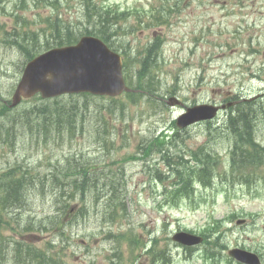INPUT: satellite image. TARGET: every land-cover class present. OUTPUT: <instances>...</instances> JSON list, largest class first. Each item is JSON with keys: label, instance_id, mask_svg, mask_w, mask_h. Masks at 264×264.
<instances>
[{"label": "rangeland", "instance_id": "374dc122", "mask_svg": "<svg viewBox=\"0 0 264 264\" xmlns=\"http://www.w3.org/2000/svg\"><path fill=\"white\" fill-rule=\"evenodd\" d=\"M21 1L3 0L0 6H5V11L10 13L14 10V4L18 5ZM25 1L27 8L26 10L19 9L20 15H13L10 18L0 12V27L1 23H5L8 30L14 26L21 28L24 26V19L29 22L32 30L44 28L43 31L38 30L37 34L39 36L38 43L42 45L41 50H45L52 46L56 40V34L51 26H46L47 23L44 21L51 15L53 8L44 6L45 0ZM59 1L62 4L60 12L63 20L71 24L77 22L79 25L83 17L81 8L83 0ZM35 2L39 3L37 7ZM151 2L161 4L162 0H151ZM181 2L183 4L180 3V11L172 14L168 25L151 27L154 28L151 30V28L144 27V22L149 20V15H143V13L150 9L155 10L154 7L149 6L148 0H93L94 4L102 8L104 5H110L123 11L127 10V17L121 20L122 34L119 33L113 40L117 47L121 44L127 45L132 56L154 38L153 34L156 36L159 33L167 40L162 55L159 57L160 68L157 70V74L160 76L159 91L154 95L143 92L138 101L133 100L130 95H126L127 98L124 100L115 99L118 101L115 103L116 113L125 112L123 116L119 115L121 119L117 124L119 127H124L125 130L117 145L118 153L114 157L120 163L114 166L117 169L113 173L117 174L120 171L127 173L129 178L128 199L133 204L142 203L140 211L142 219L149 223L148 226L152 224L153 233L156 232V236L159 237L160 241L157 242L159 251L161 252L167 247V253L170 251L172 254L169 264H204L201 249L194 250L190 254L189 251L186 252L185 249L170 241L167 243L165 238L171 239L176 230L199 231L205 229L208 223H212L213 220L223 222V227L218 229L223 245H227L228 249L241 247L260 253L264 262V181L260 179L264 177V154H262L260 168L254 166L258 164L255 163L246 165L244 170L233 169L228 154L232 144L231 140L220 132L214 131L210 135L213 142L210 143L209 148L219 151L222 160L216 165V180L213 186L198 188L192 199L196 209L188 207L190 202L183 200L179 210L177 208L168 209L169 213L166 219H164L165 213L160 212L159 214L160 209L155 207L157 201H153L148 195L150 184L142 182L148 174L137 171L139 167L145 166L144 162L130 160L123 164L126 154H131V156L139 152L141 154L143 149H139L137 146L141 141L143 142L154 133H158V130L171 134V131L167 129L172 128L173 119L178 116L181 109L169 106L165 110L160 106L161 102L157 99L166 88L177 91L176 95L184 99V103L188 105H193L195 101L202 103L212 99L220 103L229 93H239L241 96L251 97L264 92V0H181ZM138 24L143 25V28L138 26V29L131 31L132 26ZM23 36L24 34H21V37ZM46 42L49 44L47 45ZM26 55H22L17 49L3 43L0 36V95L2 99L11 98L21 77ZM133 59H137V56H133ZM133 88L138 89V86ZM137 91L130 92L136 93ZM163 95L165 102L172 96L167 95L166 92ZM99 101L105 105L110 102L109 99ZM262 102L264 103V97L259 100V103ZM65 103H68V100H62L58 106H63ZM24 106L25 104L20 108ZM89 107L90 110H93L96 105L91 102ZM20 108L15 109L12 113H5L3 116L5 123H0V170L4 171L3 177L0 178V195L3 193L9 195L4 184L12 182L14 186L11 177H17L26 171L29 173L30 176H27L26 182L34 189L32 192L29 187L23 190V198L25 202L29 200L30 204L27 206L28 211H23V214L20 212L22 214L20 218L36 214L35 221L48 226L49 230L45 234L32 235L38 240L36 244L42 246L54 238L52 232L54 224L60 225L58 224L59 217H55L58 213H49V211L53 207L64 209L65 205L59 203L62 195L61 190L55 189L53 194L51 188L55 184H52L50 179L43 180V184L47 187L44 192L38 189L37 186L41 181L36 177V174L41 172L42 175H50L52 172H60V164H62L64 156L75 151L77 154L83 153L85 156L93 155V160L107 166L112 157L105 160L103 155H99L95 151L96 146L93 142L95 116H90L86 122L88 125L85 134L78 133L73 141L67 139L62 144H58L53 139L55 134L52 133L50 141L40 138L33 143L30 138L31 133L27 132L29 125L19 124L20 119L16 116L21 111ZM221 123L222 117L218 120V124ZM257 124V138L260 144L264 145V112H260ZM30 125L34 126V124ZM49 125L52 126L51 123ZM3 133L12 135L15 143L13 151L3 150L1 141V137H4ZM194 133L200 142H204L207 140L206 136H209L208 130L202 131L199 128H195ZM126 136L129 137V141H126ZM188 144L191 147L198 144L195 135L188 141ZM181 148H185V145H182ZM211 153L214 155L213 151ZM148 158L152 160L153 155ZM51 160L57 161V163L49 167ZM17 161L23 162L22 165H18V171L15 173L13 164ZM11 165L13 168L10 169ZM124 165L127 171L122 169ZM158 166L164 169L163 165L159 164ZM248 173L257 178V180L254 179L251 186H249L250 182L227 185V182L223 181L227 179L232 182L233 176L238 177ZM109 176V172L106 170L103 175L104 179H108ZM172 179L171 177L170 180ZM70 184L72 185L71 182ZM153 187L157 192H162L163 183L157 182L151 188ZM95 192L103 196L108 191L105 188H100L98 184ZM32 204L37 205L35 209L31 208ZM152 209L156 210L153 212ZM10 210H13V207ZM232 211L237 212L238 218L227 217ZM249 214L256 215V219H251ZM47 215L51 216L45 218ZM239 219H246L247 222L244 225H238ZM82 222L83 224L76 231L73 227L68 228L72 243L70 244V256L65 261L68 264H84V262L88 264L90 260H93L95 264H109V256L113 253L112 244L103 241L101 236H96L89 243L91 253L88 254L78 236V233L97 232L100 227L101 215L93 214L88 221L83 219ZM211 228L217 230L215 225ZM138 234H143V230L139 229ZM78 239L79 241L76 242ZM144 239L145 245L139 244L133 250L134 258H132L133 254L128 252L130 248L124 243L125 263L122 264H136V261L142 256L150 264L147 255L143 253L144 247L146 249L150 245V235L145 234ZM198 247L201 248L202 245ZM222 252L227 254V251ZM140 253L143 255L138 257ZM77 254L81 255L82 261L76 260ZM236 263V261L233 262V264Z\"/></svg>", "mask_w": 264, "mask_h": 264}, {"label": "water", "instance_id": "95a60500", "mask_svg": "<svg viewBox=\"0 0 264 264\" xmlns=\"http://www.w3.org/2000/svg\"><path fill=\"white\" fill-rule=\"evenodd\" d=\"M96 46L91 48L86 42H81L78 46L52 49L30 61L16 91L14 103L19 101L21 95H32L37 91H41L44 97L84 91L111 95L120 93L124 89L120 58L103 45ZM217 110L218 107L213 105L195 106L189 108L179 120L190 123L212 118ZM231 253L247 262L257 263L252 253L237 249Z\"/></svg>", "mask_w": 264, "mask_h": 264}, {"label": "trees", "instance_id": "16d2710c", "mask_svg": "<svg viewBox=\"0 0 264 264\" xmlns=\"http://www.w3.org/2000/svg\"><path fill=\"white\" fill-rule=\"evenodd\" d=\"M25 6V1H21V8H24ZM106 15H110L112 18H119V12L114 9H108L105 12H101ZM104 15H100V18L102 19ZM62 39H58V43H62ZM22 55L26 54V51H19ZM140 88L143 89H148L151 90L146 85V82L143 80H139V86ZM89 103L85 105V108L88 109ZM256 104L250 103V108L249 111L244 112L245 109L242 108L241 110H238V114H235L234 116H231L230 121H231V127L230 131L233 135L234 138V144L235 147L233 149V156H234V163L233 166L236 167L238 164H241L243 167L246 165L250 164H255V163H261L262 162V154H264V147H262L259 143L255 142V130H256V125L258 122V119L260 117V109L257 108ZM45 109H48V105H44ZM55 111H60L59 108L55 107ZM74 113V112H73ZM71 119H68L67 121L69 123H74V118L72 113L69 116ZM47 118H50L49 116ZM26 119L21 118L19 120V124L25 123ZM33 124V123H32ZM26 125H30L29 123H26ZM96 139L98 141L106 142L110 141V146L113 149L115 147V138L117 137L119 133V129L115 126H107L102 130L96 129ZM160 136H156L154 140L156 143H152L153 148H157L158 150L162 149L164 144L167 142L165 139L160 140ZM126 141H129V137L126 136ZM211 143V140L206 144V148L209 147ZM123 147V146H122ZM146 146L144 147V149ZM211 152L204 153L207 157V160L209 163L214 164L216 161H218L219 155L216 153L215 155H211ZM260 158V159H258ZM168 164H170V160H168ZM233 162V159H232ZM208 163V164H209ZM72 164V163H70ZM210 165V164H209ZM211 166V165H210ZM211 172H213L211 170ZM187 178H181L180 179V186L175 189L174 194H173V201L178 200L183 196L189 194L192 192V182L193 180L198 177L201 179L204 184L207 182V178L204 177L200 171H192L188 173ZM248 175H242L241 180L243 181H248L249 178ZM239 180V178L234 179V181ZM209 182V181H208ZM117 200H120L119 196H116ZM121 200H123L121 198Z\"/></svg>", "mask_w": 264, "mask_h": 264}, {"label": "bare ground", "instance_id": "6f19581e", "mask_svg": "<svg viewBox=\"0 0 264 264\" xmlns=\"http://www.w3.org/2000/svg\"><path fill=\"white\" fill-rule=\"evenodd\" d=\"M16 134V133H15Z\"/></svg>", "mask_w": 264, "mask_h": 264}]
</instances>
